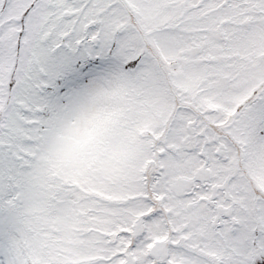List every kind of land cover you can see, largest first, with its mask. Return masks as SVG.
I'll return each mask as SVG.
<instances>
[{
  "label": "snow or ice",
  "instance_id": "1",
  "mask_svg": "<svg viewBox=\"0 0 264 264\" xmlns=\"http://www.w3.org/2000/svg\"><path fill=\"white\" fill-rule=\"evenodd\" d=\"M0 264H264V0H0Z\"/></svg>",
  "mask_w": 264,
  "mask_h": 264
}]
</instances>
